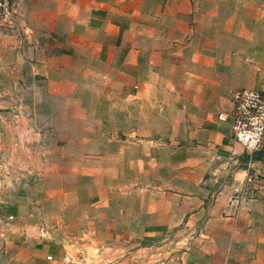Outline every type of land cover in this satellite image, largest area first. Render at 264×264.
<instances>
[{
  "label": "crops",
  "instance_id": "obj_1",
  "mask_svg": "<svg viewBox=\"0 0 264 264\" xmlns=\"http://www.w3.org/2000/svg\"><path fill=\"white\" fill-rule=\"evenodd\" d=\"M14 2L0 25V76L9 77V91L66 72L82 52L84 73L115 74L117 96L121 81L137 89L132 129L120 133L125 114L111 107L118 126L115 148L105 153L120 170L122 151L138 149L149 171L164 173L146 184L115 178L106 189L114 195L100 199L95 243L91 215L78 216L80 227L60 216L52 227L17 228L0 245V264H264V181L249 179L256 170L232 137V91L264 90V0ZM102 84L94 89L107 102L113 83ZM263 164L256 158L252 166ZM25 199L33 207L37 197Z\"/></svg>",
  "mask_w": 264,
  "mask_h": 264
},
{
  "label": "rangeland",
  "instance_id": "obj_2",
  "mask_svg": "<svg viewBox=\"0 0 264 264\" xmlns=\"http://www.w3.org/2000/svg\"><path fill=\"white\" fill-rule=\"evenodd\" d=\"M74 46L83 49L81 43ZM82 55L79 53L69 62L66 72L42 75L37 82L32 78L27 86L18 83L20 89L14 92L9 91V77L0 76V245L12 241L19 227H52L59 225L56 217L60 216H66V222L73 227L84 226L78 221V216L83 215L93 218L91 241L95 243L99 238L100 199L114 195V191L107 193L106 189L115 185V178L124 185L133 180L146 184L157 173H164L149 171L140 150L131 148L122 151L124 167L116 169L115 156L105 153L115 148L111 134L118 126L112 119L111 107L115 110L118 104L125 114L120 133L132 129L131 98L137 89L131 81H121L123 90L117 96V77L110 68H106L107 72L96 68L84 73L88 62ZM103 81L113 83L107 90V102L102 100L103 90L94 89L103 86ZM132 137L136 142L144 140L138 134ZM87 148H96L101 155L85 154L83 150ZM263 150L264 144L254 158L264 162L259 156ZM245 156L250 169L260 168L252 167L254 161L250 165L251 159L246 153ZM137 161L139 168L134 169ZM120 194L129 191L123 188ZM143 194L146 189L141 187L140 195ZM30 195L37 197L33 207L25 199ZM19 196L23 200H17ZM114 242L119 241L112 240L108 245Z\"/></svg>",
  "mask_w": 264,
  "mask_h": 264
},
{
  "label": "built area",
  "instance_id": "obj_3",
  "mask_svg": "<svg viewBox=\"0 0 264 264\" xmlns=\"http://www.w3.org/2000/svg\"><path fill=\"white\" fill-rule=\"evenodd\" d=\"M14 11V0H0V25L2 21L8 20ZM232 101V137L244 146L248 159H251V165L255 160L254 156L264 144V91L249 87L237 88L232 91ZM262 169L256 168V172L249 179L253 180L255 177L263 180Z\"/></svg>",
  "mask_w": 264,
  "mask_h": 264
}]
</instances>
